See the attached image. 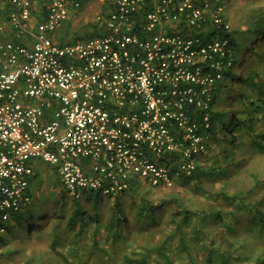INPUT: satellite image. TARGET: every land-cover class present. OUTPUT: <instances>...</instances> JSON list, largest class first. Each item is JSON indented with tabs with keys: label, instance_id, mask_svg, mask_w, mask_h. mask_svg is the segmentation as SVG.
<instances>
[{
	"label": "built area",
	"instance_id": "obj_1",
	"mask_svg": "<svg viewBox=\"0 0 264 264\" xmlns=\"http://www.w3.org/2000/svg\"><path fill=\"white\" fill-rule=\"evenodd\" d=\"M1 1L19 37L35 0ZM82 2L48 0L30 44L0 40V233L32 200V160L72 199L115 197L135 180L173 188L211 147L216 82L230 65L215 33L230 29L223 3L112 0L98 35L55 41Z\"/></svg>",
	"mask_w": 264,
	"mask_h": 264
},
{
	"label": "rangeland",
	"instance_id": "obj_2",
	"mask_svg": "<svg viewBox=\"0 0 264 264\" xmlns=\"http://www.w3.org/2000/svg\"><path fill=\"white\" fill-rule=\"evenodd\" d=\"M223 5L230 29H245L264 10V0H224ZM108 8L109 0H83L79 9L70 11L68 21L60 28L67 36L57 30L54 40L70 43L100 33ZM256 49L261 56L258 60L251 56L249 67L264 76V43ZM234 69L239 71L241 66L237 64ZM230 88L222 87L215 112L236 113L243 118L245 114L240 110L244 105L238 101L237 94L244 92L257 100V89L244 84H232ZM258 116L257 133L261 136L251 138L243 134L234 151V158L241 159V165L235 178L224 187L226 193H236L234 200H225V195L218 194L223 185L219 180H203L196 185L179 178L173 188L153 187L135 180L133 189L120 195L118 201L102 198L95 203L96 193L77 201L64 193L48 164L32 160L38 174L30 182L32 200L27 208L37 218L30 231L26 210L20 221L11 218L9 231L0 233L5 242L0 249V264H128L127 256L142 258L143 255H147L145 264H207L204 249L190 234L189 224L181 222L176 204L189 208L212 205L227 218L235 214L236 227L251 222L249 208H236L239 202L264 210V110ZM252 139L262 147L254 146ZM216 150L212 141L207 155ZM173 198L177 203L170 202ZM77 210L82 212L83 219L77 216L70 228L68 219ZM53 233L58 238L54 248ZM212 235L222 240L216 228ZM244 262L252 264V259L248 256Z\"/></svg>",
	"mask_w": 264,
	"mask_h": 264
},
{
	"label": "trees",
	"instance_id": "obj_3",
	"mask_svg": "<svg viewBox=\"0 0 264 264\" xmlns=\"http://www.w3.org/2000/svg\"><path fill=\"white\" fill-rule=\"evenodd\" d=\"M215 33L220 38L228 39L229 54L226 61L230 62L229 67L223 70L222 78L217 80L214 93V111L211 132L212 141L217 146V150L207 155L208 151L205 155L201 156L198 159V166L192 175L179 176L177 179L182 178L187 182L192 181L196 185H200L203 180H219L223 185L218 194L225 195V200H234L237 197L236 193L233 192L232 195L228 194L225 192L224 187L229 181L235 178L237 174L236 171L241 165V159L235 160L234 158V151L239 147V137L243 134L251 138H258L261 136L257 133V124L259 122L258 115L264 110V76H259L257 71L249 66L251 56H255L256 60L261 56L260 51L257 50L256 47L264 43V10L259 12L255 16L254 23L249 24L245 29L240 30L234 28L228 30H215ZM98 34L99 33H96L95 35ZM237 64L241 66L239 71L234 69ZM232 84H244L249 88L257 89V100H254L253 97H249L244 92H238L237 94L238 101L244 105L240 110L241 113L245 114L243 118L237 116L236 113L228 115L224 112H215V105L221 96L222 87L226 90L231 89L230 87ZM244 99L247 100L244 101ZM251 141L254 146L262 147V144L255 142L254 139ZM34 177H36L35 172L31 180H33ZM257 183L258 182H256L255 185H257ZM133 186L134 184L129 190H132ZM129 190H127V192ZM92 194L94 193H85V195H88L90 198ZM240 195H242L241 192ZM119 196L120 195L115 197L103 196L96 193L94 199L95 203L102 200V198L109 200L114 198L118 201ZM76 200L78 201V199ZM170 202L177 203L175 198L170 200ZM146 204L147 203H144L143 205L145 206ZM176 205L177 208L175 207V209L181 214V222L189 224L190 234L195 237L199 246L204 249V256L207 264H245L244 260L247 259L248 256L252 259V264H264V210L256 205L252 206L250 203L246 204L244 201L239 202L236 208H249L251 222L246 226L236 227L235 220L237 216L235 214L233 215L234 217L227 218L223 211L216 209L212 205L206 208L182 207L181 203ZM27 207L25 208L27 211L26 222L29 223L27 225L28 231H30L31 226H34L37 216ZM151 207L149 208L154 211ZM22 213L23 212H20L14 215V218L20 221ZM59 213L63 214L64 211H60ZM73 214L74 217L69 218L67 222L70 228L73 227L72 221L76 219L77 216L83 219L80 210L75 211ZM30 222H32V224H30ZM3 227L5 231H9L11 227L10 222L5 223ZM213 228L221 232V241L217 240L216 237L212 235ZM52 237V245L54 248L58 238L55 233L52 234ZM254 242L255 245L253 244ZM4 243L0 235V249ZM1 256L2 254L0 253V258ZM63 258V260L66 261L65 257ZM146 258L147 255H143L142 258H130L127 256V263L145 264L147 261ZM4 264L6 263L4 262Z\"/></svg>",
	"mask_w": 264,
	"mask_h": 264
},
{
	"label": "crops",
	"instance_id": "obj_4",
	"mask_svg": "<svg viewBox=\"0 0 264 264\" xmlns=\"http://www.w3.org/2000/svg\"><path fill=\"white\" fill-rule=\"evenodd\" d=\"M47 1L48 0H35L34 4L32 6L31 18L24 25V33L21 34L19 37H17L15 35V32L13 31V29L10 27L9 20H8L9 13L14 8L10 4L3 3L0 0V24L3 25V30L0 31V40H15V41H22V42L30 44L33 41L35 24L41 19V16L43 14V11L45 10V4ZM223 1H221V2L223 3ZM111 3H112V0H109V8H110ZM109 8H108V11H109ZM66 21H68V20H66ZM66 21H64V23ZM64 23L61 25V27L64 25ZM102 27H103V22H102L101 28ZM60 28L58 29V31L60 30ZM62 33H63V35L67 36L65 32H62ZM6 68H7V65L5 64L4 59L0 56V71L4 70ZM52 170H54V169L52 168ZM37 174H38V172L35 171L36 177H37ZM29 189H30V186H29ZM30 191H31V189H30Z\"/></svg>",
	"mask_w": 264,
	"mask_h": 264
}]
</instances>
